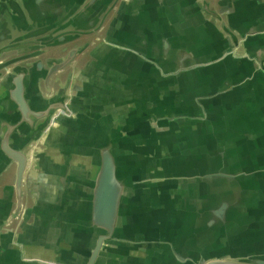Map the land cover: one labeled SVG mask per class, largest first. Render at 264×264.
<instances>
[{"label": "water", "instance_id": "1", "mask_svg": "<svg viewBox=\"0 0 264 264\" xmlns=\"http://www.w3.org/2000/svg\"><path fill=\"white\" fill-rule=\"evenodd\" d=\"M117 1L86 0L80 7L75 2L67 13L71 33L41 37L33 46H8L0 38V227L12 231L55 221L58 228L54 215H69V226L82 231L71 239L70 260H29L36 264H96L109 246L118 252L140 250L170 235L181 249L175 254L191 264H264L263 249L258 255H231V241L239 233L264 229V149H257L259 141L235 137L244 135L239 124H230L236 103L227 125L217 112L207 111L238 86L227 75L237 64L234 48L262 31L231 21L230 27L217 29L225 35L216 37L203 26L206 15L221 21L209 0H183L187 10L176 8L181 0H120L116 27L106 33L105 45L111 54L119 53L115 69L141 87L151 85L153 100L159 86L167 92L161 102L167 113L156 114L171 123L169 132L155 115L150 125L142 123L139 115L147 113L148 103L129 114L122 109L127 104L117 100L122 84L101 83L106 65L98 61L88 62L90 82L75 95L67 87L44 95L39 80L47 89L51 80L63 84L57 74L80 50L56 48L97 29L96 14L76 24L78 17L103 6V21ZM195 1L198 9L191 7ZM28 2L0 0L2 24L15 33L24 31L18 28L23 17L28 25L39 24ZM249 52L241 58H250ZM114 106L115 135L98 120ZM77 154L91 161L84 183L83 177L72 179ZM209 245L226 251L210 256ZM186 250H192L191 257Z\"/></svg>", "mask_w": 264, "mask_h": 264}, {"label": "crops", "instance_id": "2", "mask_svg": "<svg viewBox=\"0 0 264 264\" xmlns=\"http://www.w3.org/2000/svg\"><path fill=\"white\" fill-rule=\"evenodd\" d=\"M85 1L86 0H29L28 8L39 21V24L36 23L34 26L28 25L29 21L27 17L26 19L28 22H26L23 17L21 21L18 22V28H23L24 31L20 32L22 34L15 33L10 29L9 24H2L3 20L1 15L0 38H4V43L8 46L18 47L20 45H31V43H34L41 37L56 38L71 33V16L69 17L67 13L71 7L75 5V2H78V4L76 3V7H80L81 3H84ZM209 2V8L221 15V21L216 20L215 23L214 17L206 15L207 18L203 19V26L209 29V31L216 37H222L225 35L222 31L218 32L217 29L221 30V26L230 27L228 22L231 23V21L235 26L238 25L239 28L244 27L247 29L252 27L262 32H258L256 35L257 38L252 39L251 42L242 45L240 44L238 48H234L235 60L232 61L237 63V67L234 66L233 71L228 72L227 75H231L234 82L238 83V86L229 93V96L218 101L220 106L216 105L217 107H215L207 105V111H209L208 113L213 111L217 112L218 118L227 125L232 117L230 113L231 105H235L236 103V116L233 117L234 121L231 120L230 124H239L240 129L244 130L242 131V134L244 135L243 137H235H239L241 140L244 138L259 141L260 144H257V149H264V37L261 38L264 34L259 36V34L264 32V0H209ZM122 3L123 2L118 0L115 5L109 9L108 14L103 21L102 12L105 9L103 6L96 8L94 12L84 13L82 16L78 17L75 22L76 24H79L80 21L85 22L91 19V15L96 14L99 18V20L97 19L98 21H95L97 29L90 33L84 32L76 38L69 39L66 43L60 44L56 48L57 50H63L64 48V51H67L73 46L80 47V50L77 52L73 60L57 74L62 78L63 84L59 85L55 80H51V85H49L50 89H47L46 86H44L43 81L39 80L38 86L46 96L54 95V93H57L62 87H67L69 90L67 93L75 95L76 92L82 90L90 82L89 76L88 78L86 76V72L88 71L87 66L89 65L88 62L95 63L98 61V65H106L104 80H102L103 74H100L102 77L101 83L111 81H113L112 83H115V81H117L120 85L122 84L117 97V100L127 99V104L126 106H122V109H127V113L129 114L131 109L133 112V110L138 109L140 105L146 106V103H148L149 110L147 113L142 116L138 114L143 118L142 123L150 125L152 123L151 116L155 115L156 117L154 118L162 125V130L168 131L167 126L169 127L171 123L156 114V111L163 115L167 113L166 108L164 109L161 104L162 101H165L163 94H167V92L159 86L158 89H156L159 91V95L157 96L155 93L156 99L153 100V89L151 85L141 87L136 80L127 78L122 71L115 69V62L118 60L119 53L111 54L109 47L107 49V46L105 45V42L107 43L108 40L107 34L109 30L116 27L117 14L121 9ZM185 6L189 7L188 4L183 3V0H181L180 6L176 8L187 10ZM191 7L198 9L197 2H193ZM183 10L179 11L183 12ZM53 15L54 18L52 17ZM227 15H229V19H227ZM26 16H28L27 12ZM97 22L99 23L97 24ZM50 23H52L54 27H51L52 29H47V27H50ZM25 35L28 36L24 37ZM247 51H250L249 54L251 57L246 58L247 60H245L241 57L246 55ZM26 52L31 53L32 50ZM34 59L35 58L31 61ZM102 71L104 72V67L101 72ZM107 73L109 76H106ZM204 73H208L209 75L212 72L206 71ZM68 77H70V83L66 84ZM124 89L126 92H124ZM95 90H97V88H95ZM98 90L101 91L102 88H99ZM112 97L115 98V92ZM80 98L82 97H79V99ZM81 103L86 104L87 102L85 101ZM98 107L103 109V106ZM115 107L118 106L108 107L107 111L105 110L103 112V116L98 119L99 126L104 128L107 132L112 131L113 135H115ZM218 109H221L222 114ZM148 113L150 114V117ZM130 122L135 124L136 121L133 119ZM176 122L180 126V122ZM178 129L176 132L177 135L181 133ZM81 134L82 136L87 137L83 132ZM57 151L58 150H55L53 153L57 154ZM47 154L49 156L51 155L50 149L47 151ZM78 155L81 154H77L76 158L73 159L71 169L79 172V175H76V172L72 173V179L73 177L74 179L83 177V180L80 182L84 183L85 172L87 169L91 168V161L88 157ZM38 172H40L39 169ZM12 176L13 175L9 178L11 179ZM8 180L6 183H11V181ZM2 181L3 179H0V184ZM30 200V196L25 194L24 201L29 202ZM54 216L59 220L60 224L58 228L55 221L48 222L41 227H36V225H34L23 227L20 230L14 229L12 231L0 227V264H36L29 261L34 258L48 261H69L70 258L68 255L71 253L72 248L71 239H75L73 236H79L82 231H80V229H72L69 226L68 221L70 218L66 217L69 215L60 216L59 214H55ZM1 219L2 218H0V222ZM31 219L34 220V217L31 216ZM175 234L176 233H174L173 236H175ZM172 240L173 238L171 235L168 238L163 237L159 243L149 244L147 247H142L140 250H131L128 245L125 247L128 248L123 252H118L115 246H109V248L106 249V252H100L96 264H191V260L185 258L181 259L175 254V251L180 252L181 249L178 246L179 244H175L176 242ZM168 241L172 242L168 244ZM231 243H233V250H231L232 256L246 257L249 254L261 253L263 252L262 249L264 250V229L258 231L255 229V231L251 232H248V230L243 231L239 233ZM208 248H211L210 256L226 251H213L215 248L210 245ZM190 251L192 250H186L188 257H191L189 254ZM192 263H194V261Z\"/></svg>", "mask_w": 264, "mask_h": 264}]
</instances>
